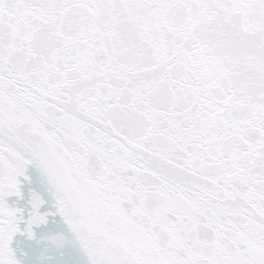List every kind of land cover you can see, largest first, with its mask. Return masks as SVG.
I'll return each instance as SVG.
<instances>
[{
    "label": "snow or ice",
    "instance_id": "1",
    "mask_svg": "<svg viewBox=\"0 0 264 264\" xmlns=\"http://www.w3.org/2000/svg\"><path fill=\"white\" fill-rule=\"evenodd\" d=\"M0 264H264V0H0Z\"/></svg>",
    "mask_w": 264,
    "mask_h": 264
}]
</instances>
